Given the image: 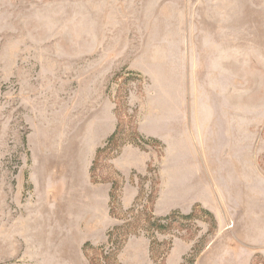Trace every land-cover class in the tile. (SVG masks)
<instances>
[{"label":"rangeland","instance_id":"obj_1","mask_svg":"<svg viewBox=\"0 0 264 264\" xmlns=\"http://www.w3.org/2000/svg\"><path fill=\"white\" fill-rule=\"evenodd\" d=\"M0 264H264V0H0Z\"/></svg>","mask_w":264,"mask_h":264},{"label":"trees","instance_id":"obj_2","mask_svg":"<svg viewBox=\"0 0 264 264\" xmlns=\"http://www.w3.org/2000/svg\"><path fill=\"white\" fill-rule=\"evenodd\" d=\"M120 134H122L121 124L118 123V125L116 126V129L114 130L112 135L107 139V141L105 143V146L103 148H100V149L97 150L96 155H95V159H94V161L92 163V166L90 168V174L92 173L93 167H94V163L99 158V156L101 154H103L104 152L108 151L109 150V146L110 147H113V146L115 147L116 146L115 142L120 139L119 138ZM130 136L134 137L135 139H141V137L138 135V133L134 129L130 130ZM117 137H118V139H117ZM112 196H113V194H110V199L112 198ZM183 218L187 219V218H189V216H183ZM169 219H170V216H167L166 218H164V220H166V221L169 220Z\"/></svg>","mask_w":264,"mask_h":264}]
</instances>
